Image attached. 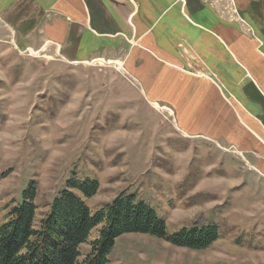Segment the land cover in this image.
<instances>
[{
	"label": "rangeland",
	"instance_id": "374dc122",
	"mask_svg": "<svg viewBox=\"0 0 264 264\" xmlns=\"http://www.w3.org/2000/svg\"><path fill=\"white\" fill-rule=\"evenodd\" d=\"M16 50L0 43V225L31 181L39 221L75 173L99 183L87 201L92 212L126 190L168 234L194 223L218 227V240L202 251L122 235L106 264H264V179L241 155L212 143L203 148L210 153L197 144L187 151L169 112L148 105L113 60L73 64L52 47ZM97 230L80 246V261Z\"/></svg>",
	"mask_w": 264,
	"mask_h": 264
},
{
	"label": "crops",
	"instance_id": "0c3cea01",
	"mask_svg": "<svg viewBox=\"0 0 264 264\" xmlns=\"http://www.w3.org/2000/svg\"><path fill=\"white\" fill-rule=\"evenodd\" d=\"M8 42L73 64L115 61L169 112L187 151L212 143L264 179V0H0Z\"/></svg>",
	"mask_w": 264,
	"mask_h": 264
},
{
	"label": "trees",
	"instance_id": "16d2710c",
	"mask_svg": "<svg viewBox=\"0 0 264 264\" xmlns=\"http://www.w3.org/2000/svg\"><path fill=\"white\" fill-rule=\"evenodd\" d=\"M98 190L96 179L80 181L72 173L37 221V183L31 181L0 225V264H106L116 239L126 234L150 235L194 251L205 250L218 240L215 224L194 223L168 234L164 220L126 190L92 212L87 201ZM96 228L90 252L80 261L79 248Z\"/></svg>",
	"mask_w": 264,
	"mask_h": 264
}]
</instances>
